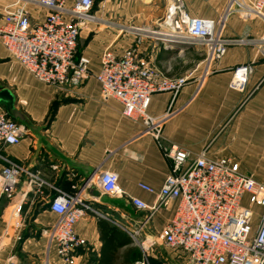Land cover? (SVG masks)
Masks as SVG:
<instances>
[{
  "label": "crops",
  "instance_id": "0c3cea01",
  "mask_svg": "<svg viewBox=\"0 0 264 264\" xmlns=\"http://www.w3.org/2000/svg\"><path fill=\"white\" fill-rule=\"evenodd\" d=\"M171 1L93 0V10L100 21L83 27L77 43V54L89 59L91 74L67 88L36 80L0 42V87L13 92L16 108L28 121L24 124L19 120L25 127L20 141L2 149V154L24 171L18 177L12 198L0 197V264H62L48 238L57 219L47 203L53 188L76 191L93 207L94 211L83 215L75 226L77 234L86 241L76 252V264H96L101 248L98 219L108 221L106 214L110 211L133 225L149 212L136 209L131 198L148 206L155 204L156 196L139 185L158 190L169 175L170 161L162 147L179 146L190 159L202 151L211 159L229 157L238 162L245 174V165L264 161V54L249 46H230L222 57L207 66L204 49L200 48L198 57L189 60L184 55L191 52L186 46L191 42L181 41L185 43L182 45L179 41L172 46L171 38L165 36L170 33L164 19ZM182 1L190 15L203 18H218L226 4V0ZM10 2L0 0V24L2 7ZM27 12L32 24L46 15L44 8L34 5H28ZM262 33L264 22L236 14L227 18L223 30L227 37H257ZM137 38L139 55L164 76L189 75L176 93L164 90L150 97L148 113L163 119L158 139L141 120L124 116L120 102L102 97L94 78L105 49L119 56ZM11 59L17 64L14 71L27 76L17 82L16 88L1 81L12 78ZM241 64H249L251 70L244 88L234 89L230 87L232 70ZM206 69V75H202ZM0 108L4 109L3 104ZM4 164L0 159V169ZM101 171L117 174L120 195L103 192L97 180ZM30 173H36L51 186L43 188V194L35 193ZM18 204L20 210L15 216ZM174 206L175 202L169 201L152 213L144 225L148 237L159 235L172 217ZM124 248H119L116 264L136 262L137 258L122 263ZM172 253L160 251L158 259L149 264L172 263Z\"/></svg>",
  "mask_w": 264,
  "mask_h": 264
},
{
  "label": "built area",
  "instance_id": "2783aa9c",
  "mask_svg": "<svg viewBox=\"0 0 264 264\" xmlns=\"http://www.w3.org/2000/svg\"><path fill=\"white\" fill-rule=\"evenodd\" d=\"M28 5L44 8V19L32 24ZM2 13L0 42L36 80L67 88L90 77L89 59L77 54V43L83 27L100 21L93 10V0H72L70 4L66 0H11L2 7ZM233 14L264 22V0H226L218 18L192 16L182 0H172L164 19L170 33L165 36L201 45L207 66L230 46H249L264 54V33L257 37L224 36L225 22ZM139 42L137 38L134 46L119 56L105 49L94 78L102 97L120 102L124 116L141 120L158 139L163 119L148 113L150 97L164 90L176 93L189 75L164 76L139 55ZM250 70L249 64L234 67L230 87L243 89ZM206 73L207 69L202 75ZM24 134V125L0 108V159L5 163L0 169V197L12 198L24 171L17 162L6 158L2 149L17 144ZM161 150L170 161V173L158 190L139 185L154 194L156 202L148 206L131 198L136 209L149 212L133 233L144 228L154 211L173 201V215L159 234L162 243L175 253V260L169 264H264V183L243 173L238 162L229 157L211 159L202 151L190 159L188 152L176 145ZM29 176L39 195L43 188L51 186L36 173ZM97 180L104 193L121 194L116 173L101 171ZM53 189L47 203L57 219L48 233L49 244L54 246L62 264H76V252L86 241L77 234L75 226L83 215L94 210L78 192ZM19 210L20 204L15 216ZM136 264L149 262L144 257Z\"/></svg>",
  "mask_w": 264,
  "mask_h": 264
},
{
  "label": "rangeland",
  "instance_id": "374dc122",
  "mask_svg": "<svg viewBox=\"0 0 264 264\" xmlns=\"http://www.w3.org/2000/svg\"><path fill=\"white\" fill-rule=\"evenodd\" d=\"M172 41L171 44L172 46H176V44H179V41L176 40V38L171 37ZM180 44H185V43H181ZM134 46V45H132ZM132 46H130L129 48H131ZM186 46H188L189 48H191V52L187 55L190 59H194L198 57V53L201 52L200 48H203L201 45L196 44V43H188ZM128 48V49H129ZM1 58H0V62H1ZM12 64H13V69H12V78H10L9 80H3L1 79V81H4V83H7L9 85H13V87L16 88L17 82L21 79L24 80V78H27V76H23V74H17L14 71V67L17 65L12 59ZM192 64V63H191ZM17 67V66H16ZM15 67V68H16ZM190 67V66H189ZM20 69V68H19ZM23 73V72H22ZM29 78V77H28ZM54 102V101H53ZM53 102L51 103L50 107H49V111L47 113V116L49 114L50 116V112L52 109H50L53 106ZM22 115L24 116V119L22 120L23 123H28V121L26 120L27 117L25 116V114L20 110V108H17ZM22 123V122H21ZM22 123V124H23ZM244 171L247 172V174L253 176L254 178L258 179L259 181H261L262 183H264V161L261 162H257L255 164H247L244 166L243 168ZM129 215V214H127ZM106 217L109 219V223L111 224V226L118 228L119 230L123 231L125 234H127L131 240H132V246L136 249V258L137 261L142 260L144 257H146V259L148 260V262L152 263V261H156L157 258V254L161 251L165 254H171L172 250L167 249L164 244H162L158 238V234H154L153 237H148V233L145 231V229L143 228L142 230H140L139 232H137L136 234L133 233L135 229L138 228V224H128V222L124 223L123 219L120 218L119 215L108 211V213L106 214ZM160 234V233H159ZM136 239V240H135ZM171 252V253H170ZM174 254V253H172ZM175 255V254H174ZM136 261V262H137ZM136 262H134L133 264H136Z\"/></svg>",
  "mask_w": 264,
  "mask_h": 264
},
{
  "label": "trees",
  "instance_id": "16d2710c",
  "mask_svg": "<svg viewBox=\"0 0 264 264\" xmlns=\"http://www.w3.org/2000/svg\"><path fill=\"white\" fill-rule=\"evenodd\" d=\"M101 248L96 264H116L120 247H125L121 253L122 263H129L136 258V249L131 246V238L123 231L110 225L105 219L97 221Z\"/></svg>",
  "mask_w": 264,
  "mask_h": 264
},
{
  "label": "water",
  "instance_id": "95a60500",
  "mask_svg": "<svg viewBox=\"0 0 264 264\" xmlns=\"http://www.w3.org/2000/svg\"><path fill=\"white\" fill-rule=\"evenodd\" d=\"M0 104H3L8 117L20 121L24 119L22 113L15 106L16 101L13 92L6 87H0Z\"/></svg>",
  "mask_w": 264,
  "mask_h": 264
}]
</instances>
